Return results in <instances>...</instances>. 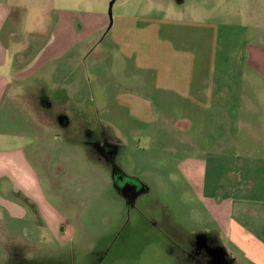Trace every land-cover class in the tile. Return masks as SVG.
<instances>
[{
  "label": "rangeland",
  "instance_id": "obj_1",
  "mask_svg": "<svg viewBox=\"0 0 264 264\" xmlns=\"http://www.w3.org/2000/svg\"><path fill=\"white\" fill-rule=\"evenodd\" d=\"M9 1L16 43H77L0 104V154L38 177L0 185V264H183L168 246L214 228L188 161L264 157V0Z\"/></svg>",
  "mask_w": 264,
  "mask_h": 264
},
{
  "label": "crops",
  "instance_id": "obj_2",
  "mask_svg": "<svg viewBox=\"0 0 264 264\" xmlns=\"http://www.w3.org/2000/svg\"><path fill=\"white\" fill-rule=\"evenodd\" d=\"M13 6L9 0H0V104L10 89L30 84L41 73L53 78L56 69L48 70V64L70 52L77 43L68 40L70 37L66 34H51L49 42L46 41L37 52H31L30 44L44 40L45 36L38 32L31 43L29 36L16 43L17 33L7 26L11 22ZM41 82L39 86H43ZM230 103L226 101L224 107ZM220 106L223 105L220 103ZM227 115L228 120L219 121V128L228 135L232 130V116ZM250 125L243 123V137L260 138L252 132ZM4 136L0 133V138ZM233 152L220 151L214 157L188 161L187 180L196 199L207 209L214 228L208 232L196 231L197 238L192 237L196 232L187 231L188 243L172 242L168 246L166 250L171 257L175 252H183V264H264V157L226 158L234 156ZM11 153L13 151L0 154V185L11 182L10 186L24 189L30 186L28 181H38L29 163L17 165L10 158ZM27 172L29 174H24ZM27 190L24 194L32 198ZM203 233L209 236L200 237Z\"/></svg>",
  "mask_w": 264,
  "mask_h": 264
},
{
  "label": "flooded vegetation",
  "instance_id": "obj_3",
  "mask_svg": "<svg viewBox=\"0 0 264 264\" xmlns=\"http://www.w3.org/2000/svg\"><path fill=\"white\" fill-rule=\"evenodd\" d=\"M137 193V188L128 187L125 189L124 194L128 198H132ZM132 196V197H131Z\"/></svg>",
  "mask_w": 264,
  "mask_h": 264
}]
</instances>
